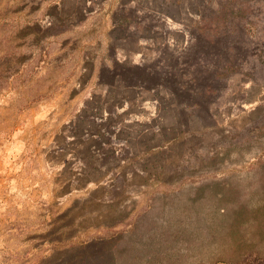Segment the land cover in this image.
<instances>
[{
    "label": "rangeland",
    "instance_id": "rangeland-1",
    "mask_svg": "<svg viewBox=\"0 0 264 264\" xmlns=\"http://www.w3.org/2000/svg\"><path fill=\"white\" fill-rule=\"evenodd\" d=\"M87 2L0 0V264H74L92 237L116 243L110 264H226L214 181L246 194L259 176L264 132H224L254 113L264 123V0H132L176 23L128 28L109 22L119 0H95L96 14ZM248 3L261 80L223 83L219 123L181 108L167 84L131 82L168 70L218 9ZM59 8L95 16L49 23Z\"/></svg>",
    "mask_w": 264,
    "mask_h": 264
},
{
    "label": "trees",
    "instance_id": "trees-1",
    "mask_svg": "<svg viewBox=\"0 0 264 264\" xmlns=\"http://www.w3.org/2000/svg\"><path fill=\"white\" fill-rule=\"evenodd\" d=\"M253 13L255 7L252 3L226 13L223 7L218 9L212 30L201 27L192 46L178 50L168 61L166 64L169 66L168 70L151 73L148 79L143 78L142 73H138L131 82L147 83L151 87L167 84L181 108L190 114L206 117L212 124L219 123L221 107L218 101L226 102L223 83L227 84L230 81L231 86L235 87L238 82L259 83L261 80L253 71L254 64L259 60L257 57L259 55L256 56L254 49L261 40L251 31ZM211 56L216 57L215 62ZM261 57L264 58V53ZM263 65L264 61L261 66ZM192 68L202 70H195L190 78L183 80V76ZM136 69L149 71L141 65L135 66L134 70ZM228 74L234 77L230 78L231 75ZM210 77L212 79L210 84L202 82L210 80ZM233 106L232 100L228 109ZM260 122V114L254 113L249 116L245 125L243 123L231 125L224 133L232 135L233 139L246 128L249 132L253 130L255 134H262L264 123ZM218 153L217 150L214 156L216 157ZM256 162L259 176L253 185L255 187L246 194L241 193L231 183L223 182L224 180L214 181L218 190L217 199L224 206L221 213L222 223L219 224L222 226L225 223V226L218 232L224 234L227 242L228 248L220 255L226 264H264V157L258 158ZM256 194L258 198H255L254 203L252 197ZM77 251L74 264H110L117 248L112 240L92 237Z\"/></svg>",
    "mask_w": 264,
    "mask_h": 264
},
{
    "label": "crops",
    "instance_id": "crops-1",
    "mask_svg": "<svg viewBox=\"0 0 264 264\" xmlns=\"http://www.w3.org/2000/svg\"><path fill=\"white\" fill-rule=\"evenodd\" d=\"M53 0H47V2H51ZM60 0H55L54 4H58ZM87 4L84 6L88 10V13L96 14V6L95 3H93L95 0H89ZM97 1V0H96ZM120 2L114 7V9L111 10V14L109 15V22L113 24H120L123 26V28H128L132 24H143V25H151L155 22H162V23H176L174 16L170 14H159L158 12H155L153 10H148L147 7H137V5L134 2H131L132 0H119ZM122 1H128L124 2ZM59 6V5H58ZM98 7H101V5H98ZM74 8V7H73ZM140 9H144V11H140ZM83 11L82 6H78L77 9L75 10L76 14H80ZM139 11V12H138ZM143 12V13H142ZM74 13V12H73ZM90 14L88 17L91 18L95 15ZM87 16H82V15H74L70 16L68 14H65L61 12L60 8L57 9V14L55 16H50V20L48 21L49 23H84L86 19L88 18ZM128 25V27H127ZM125 30V29H124ZM129 32V29H127ZM69 160V159H68ZM74 161V160H73ZM73 182V181H68V183ZM91 179H87L85 181L86 185L91 183ZM67 184V183H66ZM90 187H87L84 191H86V196L87 198H93L98 201L101 200L100 195H95L94 191L95 189H89Z\"/></svg>",
    "mask_w": 264,
    "mask_h": 264
}]
</instances>
